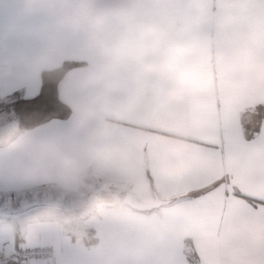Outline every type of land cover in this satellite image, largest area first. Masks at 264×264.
I'll return each instance as SVG.
<instances>
[{
  "label": "crops",
  "instance_id": "crops-1",
  "mask_svg": "<svg viewBox=\"0 0 264 264\" xmlns=\"http://www.w3.org/2000/svg\"><path fill=\"white\" fill-rule=\"evenodd\" d=\"M66 61L80 63L59 84L70 115L22 131L14 120L0 144V202L11 199L0 204V256L39 246L53 258L34 264H156L201 244L209 226L184 193L257 163L200 146L226 126L264 125V0H0V113ZM85 176L171 201L138 211L95 198L80 219L90 243L59 206L19 223L27 193L77 192Z\"/></svg>",
  "mask_w": 264,
  "mask_h": 264
},
{
  "label": "snow or ice",
  "instance_id": "snow-or-ice-1",
  "mask_svg": "<svg viewBox=\"0 0 264 264\" xmlns=\"http://www.w3.org/2000/svg\"><path fill=\"white\" fill-rule=\"evenodd\" d=\"M32 99L39 104L41 98ZM257 108L264 109V101ZM241 127L242 135L226 126L215 140H205L200 151L223 156L242 149L254 154L255 167L189 187L184 199L202 213L210 234L156 264H264V125Z\"/></svg>",
  "mask_w": 264,
  "mask_h": 264
},
{
  "label": "rangeland",
  "instance_id": "rangeland-1",
  "mask_svg": "<svg viewBox=\"0 0 264 264\" xmlns=\"http://www.w3.org/2000/svg\"><path fill=\"white\" fill-rule=\"evenodd\" d=\"M259 115V114H258ZM13 113L11 111V107L7 109L6 111L0 113V144L3 142L8 141L10 137H12L15 132ZM84 183H82V187L77 192H65V191H58L54 189H46L44 187L35 188L32 191V193H27L25 198V205L21 209L22 212H27L23 219L19 220V223H24V220L27 222L29 219H37L40 217L45 216L46 214H49L50 209H46L45 207L42 208L41 205L46 206H59V212L60 218L62 220V224L64 227L70 228V225H72V230L74 232H78L79 234L86 232L90 229H84V226L80 224V219L83 218V215L90 212L92 201L97 198L99 199V194L102 193H108L114 197V200L111 202L112 206H119L122 205V197L120 196L121 190L117 187H108L106 184L100 183L101 179L93 176H85L83 179ZM6 197V196H5ZM3 197L0 204L5 205L6 203H11V199ZM20 201V199H19ZM19 201H14V203H18ZM5 202V203H4ZM107 202V201H106ZM36 204V209L33 208V206ZM0 205V206H1ZM40 206V207H39ZM11 209H6V211H10ZM20 210V209H19ZM32 221V220H31ZM92 230V229H91ZM85 232V233H86ZM33 248H39V249H48L50 251V254L43 256L40 254H36L34 257H24L22 256L21 259L24 262V264H34L35 261H40L42 259H47L50 261L53 258V250L50 247H39V246H33V247H23L19 246L16 248L15 252L21 253V250H27V249H33ZM14 253V252H13ZM9 256H0V263H4L5 259H7ZM20 257V256H19ZM23 264V263H22Z\"/></svg>",
  "mask_w": 264,
  "mask_h": 264
},
{
  "label": "trees",
  "instance_id": "trees-1",
  "mask_svg": "<svg viewBox=\"0 0 264 264\" xmlns=\"http://www.w3.org/2000/svg\"><path fill=\"white\" fill-rule=\"evenodd\" d=\"M79 64L78 62L66 61L58 67L42 71V85L38 93L41 98L40 103L37 104L32 99L33 97L22 98L11 107L18 131L34 127L53 118H67L70 115V107L59 97V84L66 72ZM120 196L122 197L123 193H120ZM99 200L112 202L114 197L108 193H102L99 194ZM92 233L93 230L91 229L87 231L89 238L85 241L88 243L93 241ZM17 239L18 241L22 240L19 230ZM0 264H22V261L19 253L14 252L5 259L4 263Z\"/></svg>",
  "mask_w": 264,
  "mask_h": 264
},
{
  "label": "water",
  "instance_id": "water-1",
  "mask_svg": "<svg viewBox=\"0 0 264 264\" xmlns=\"http://www.w3.org/2000/svg\"><path fill=\"white\" fill-rule=\"evenodd\" d=\"M171 200L162 199L158 194L149 201L142 200L135 196L131 191H126L122 196V202L130 208L138 211H150L168 204Z\"/></svg>",
  "mask_w": 264,
  "mask_h": 264
},
{
  "label": "built area",
  "instance_id": "built-area-1",
  "mask_svg": "<svg viewBox=\"0 0 264 264\" xmlns=\"http://www.w3.org/2000/svg\"><path fill=\"white\" fill-rule=\"evenodd\" d=\"M36 254H40V256L41 255H43V256H46V255H48V254H50V251L48 250V249H39V248H33V249H27V250H21V253H20V259H21V257L22 256H24V257H28V256H30V257H34V256H36ZM21 261H22V259H21ZM22 263L24 264V262L22 261Z\"/></svg>",
  "mask_w": 264,
  "mask_h": 264
},
{
  "label": "clouds",
  "instance_id": "clouds-1",
  "mask_svg": "<svg viewBox=\"0 0 264 264\" xmlns=\"http://www.w3.org/2000/svg\"><path fill=\"white\" fill-rule=\"evenodd\" d=\"M144 23H145V21H140V24H141V25H143ZM105 51H107V50H105Z\"/></svg>",
  "mask_w": 264,
  "mask_h": 264
}]
</instances>
